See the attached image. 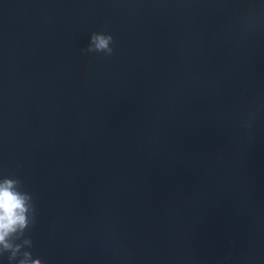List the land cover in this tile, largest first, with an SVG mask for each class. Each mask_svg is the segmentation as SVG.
Here are the masks:
<instances>
[{
    "label": "water",
    "instance_id": "obj_1",
    "mask_svg": "<svg viewBox=\"0 0 264 264\" xmlns=\"http://www.w3.org/2000/svg\"><path fill=\"white\" fill-rule=\"evenodd\" d=\"M9 175L45 264H264V0H0Z\"/></svg>",
    "mask_w": 264,
    "mask_h": 264
},
{
    "label": "clouds",
    "instance_id": "obj_2",
    "mask_svg": "<svg viewBox=\"0 0 264 264\" xmlns=\"http://www.w3.org/2000/svg\"><path fill=\"white\" fill-rule=\"evenodd\" d=\"M115 41L107 32H92L81 54H95L107 59L114 55ZM250 126V125H249ZM34 196L14 175L0 176V258L7 264H45L30 251L33 241L28 232L35 225Z\"/></svg>",
    "mask_w": 264,
    "mask_h": 264
}]
</instances>
